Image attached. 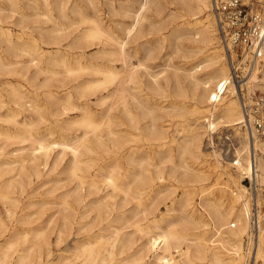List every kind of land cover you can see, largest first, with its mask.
Wrapping results in <instances>:
<instances>
[{
	"label": "bare ground",
	"instance_id": "obj_1",
	"mask_svg": "<svg viewBox=\"0 0 264 264\" xmlns=\"http://www.w3.org/2000/svg\"><path fill=\"white\" fill-rule=\"evenodd\" d=\"M6 1L0 202L8 219L0 212V264H241L251 231L241 179L264 187V157L253 159L244 137L233 162L238 176L227 166L228 181L221 174L206 188L212 172L201 165L203 138L219 123L237 135L246 124L211 0H181L180 27L192 46L173 72L155 70L159 47L149 37L160 30L143 26L157 0H141L136 10L111 0L109 14L123 10L129 24L106 22L97 0H85L92 15L82 0ZM259 71L242 88L264 91V65ZM254 147L264 153V139ZM45 179L53 190L36 199L31 188ZM51 206L47 221L32 226ZM256 259L264 264V221Z\"/></svg>",
	"mask_w": 264,
	"mask_h": 264
},
{
	"label": "rangeland",
	"instance_id": "obj_2",
	"mask_svg": "<svg viewBox=\"0 0 264 264\" xmlns=\"http://www.w3.org/2000/svg\"><path fill=\"white\" fill-rule=\"evenodd\" d=\"M46 1H48V3L54 2L53 0H40L39 2H40V4L44 5V3ZM110 1L111 0H97V3H99L101 5V14H102L101 17H103L105 19V21L108 23H110L112 21H116V22H120V23H124V24L131 23L132 18L130 16H127V14L123 10H120L118 13H116L115 16H112L111 14H109L108 3ZM250 1L253 2L256 7L257 6L259 7V5L263 2V1L259 2L261 0H250ZM113 2H115V6H117L118 9L120 8V5H122L125 7L133 6L134 10H136L140 5L141 0H113ZM4 3L6 4L8 2L6 0H4ZM71 3H72V1L69 3V6H71ZM80 4L82 6H84L87 14L92 15L94 13L93 8L90 7L85 0H82V2H80ZM176 8H178V9H176ZM31 12H33V11H31ZM181 14H182L181 0H157L156 4L154 3L150 7V9L147 12H145V15L147 17V20H145V22L143 24L145 30H149L151 25L154 26V30H153L154 34H155V31L157 32L158 30H160L159 34L152 35L149 37L150 40L152 41L150 46L154 45L152 47H159V50H158L159 55H157V60L155 61V64L158 68L155 70L167 69V70H169V72H173L172 71L174 69L173 67H184L186 62L188 61L186 56L189 55L190 47L192 46V42H191L192 36L187 33V30L185 28L180 27L182 24L181 23L182 19L179 18ZM209 14L210 15L212 14L211 17L214 16V19L216 20V17H215L213 10L209 11ZM70 15L74 18H78V16L76 14H71V12H70ZM154 20H155V22H154ZM111 24L115 26L114 23H111ZM216 27H217V22H216ZM15 32H17V30H15ZM75 33L77 34V32H75ZM75 33L73 35H75ZM218 38H219L218 42L220 41L218 44L222 45L221 47H223L222 49H224V55L227 59H229L228 63L230 64V58H231L230 54L224 48L223 44L221 43V39H220L219 35H218ZM157 39H161V40L158 42ZM43 47L45 49L49 48V49L53 50L52 46L44 45ZM95 48L97 49V47H93V48H88L86 51H84L87 53L86 54L87 57H90L96 51ZM73 52L75 54H79L82 51L80 49H75ZM238 56H236V52H234L232 54V58L234 59V61H240L241 60V57L240 56L238 57ZM195 61H197V59H195L193 62H195ZM226 62H227V60H226ZM244 68L246 69L245 65L243 66L242 71L239 72L238 80H242L245 83V81L248 78V75H247L246 71L244 70ZM5 80H6V78L3 79V81H5ZM14 81L18 82L19 79L16 78V79H14ZM234 84L238 90V93H239L238 98L240 100V104L242 105V98H241L242 96L240 95L241 94L240 90H241L243 84L241 85V88L237 84L236 80L234 81ZM242 89L244 90L243 94H244L245 101L247 100V98H249L253 95L264 94V91L260 88L256 89L255 91H252V92L248 91L246 86H244V88H242ZM238 127H240V128H238ZM236 128H238V132H240L239 135L236 134L235 128L226 127L224 124L219 123L214 132H210L208 135H205V137L203 138L202 149H203L204 157L201 161V163H202L201 165L207 169H210L212 172L211 182L206 186L207 189L212 184H214V182L216 181V179L218 178L219 175L223 174V169L226 168L227 166H228L227 171H229L230 173H232L236 177L238 176V174L234 168L233 162L236 159L237 150L239 148H241V146H242V141L244 140V137H247L248 140L250 141V147L253 145L251 147V149H252L251 150V152H252L251 156L253 157V159H255L256 157L263 156V154H264L263 152H261L260 150H257L254 147V142H256V140L261 139V138H259V137H255L254 139L252 138V136L250 135V132H249V127H248L247 121H246V124L244 123L240 126H236ZM214 152H215V154H214ZM219 161H221V163ZM217 165H220V167H216ZM45 181H47V180L46 179L43 181L40 180V181L36 182L34 184V186H32V188H31L32 191H34V190L38 191L35 194L36 199H41L44 197L47 198L49 192L51 190H53V188H52L53 184H49V185L44 186L43 183ZM220 181L224 185V183H226L228 181V176L226 174H223ZM241 182L247 189V196H248V199L250 200L251 209H252L253 205L256 202H258V200H260V204H261V202L263 204L264 187L261 188V186L257 182H254L251 178H248L247 176H244L241 179ZM65 190H66V188H61L58 191H56L55 195L58 196ZM177 194H180V195L182 194L181 188L178 189ZM260 198H262V199H260ZM50 200H53V199L50 198ZM26 201H27V195H24L23 203ZM195 201L199 203L198 195L195 196ZM54 211H55V209H52V206H51V209L46 210L45 214L42 216L41 219H37V216H35L34 217L35 222L31 225L35 226V227L38 225H43L47 221L48 215L52 214ZM0 212H1L2 216H4V218L8 219L6 214H5V208L3 207V204L1 202H0ZM248 236L249 235H246L244 237V240H243L244 246H243L242 256L244 255L245 260L243 259V262H241V264H263V261L261 259H256L254 262L252 259L251 263L248 262L249 261L248 255L246 253V243H247ZM55 240H56L55 235H53L52 240H51L52 246H53L52 250L54 251V255H58L59 253H63V252L62 251L60 252L59 248L54 246ZM1 241H3V240H1ZM1 241H0V244L3 243ZM64 246L65 245H62L61 248L64 249Z\"/></svg>",
	"mask_w": 264,
	"mask_h": 264
},
{
	"label": "built area",
	"instance_id": "obj_3",
	"mask_svg": "<svg viewBox=\"0 0 264 264\" xmlns=\"http://www.w3.org/2000/svg\"><path fill=\"white\" fill-rule=\"evenodd\" d=\"M211 4L217 20V31L221 43L231 57L230 67L233 72V80H236L241 88L244 81L238 80V78L244 65L248 76L256 66H259V74L263 70L264 0L259 7H256L250 0H211ZM234 52H236V56L241 57L240 61H234L232 58ZM246 58L247 60L244 62ZM240 92L250 135L253 139L255 137L264 139V94L253 95L245 101L244 90L241 89ZM250 220L251 232L246 243L249 263L252 259L253 262L256 260V250L264 221V201L262 205L257 202L253 205Z\"/></svg>",
	"mask_w": 264,
	"mask_h": 264
}]
</instances>
